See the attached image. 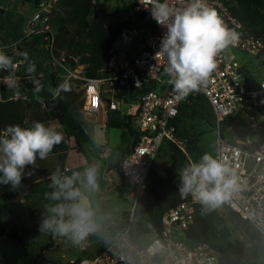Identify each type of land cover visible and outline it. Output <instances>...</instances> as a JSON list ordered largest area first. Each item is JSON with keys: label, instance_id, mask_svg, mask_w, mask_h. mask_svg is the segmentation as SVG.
<instances>
[{"label": "built area", "instance_id": "obj_1", "mask_svg": "<svg viewBox=\"0 0 264 264\" xmlns=\"http://www.w3.org/2000/svg\"><path fill=\"white\" fill-rule=\"evenodd\" d=\"M57 2L46 0L41 3L28 21L27 35L0 46V51L15 55L20 53L25 43L33 44L40 53L36 59L40 63L35 72L37 79H44L48 72L55 77L64 73L66 81L82 80L83 113L91 119L101 114L107 116L109 112H122L121 104L127 105L133 93L134 100H130L132 103L123 114L134 117V127L139 135L136 145L122 160L119 169L131 203L129 219L120 222L109 238L101 241V249L90 251L95 243L90 238L77 245L81 256L72 264H234L235 255L222 253L207 242L193 243L188 238L201 206L192 197L163 214L160 235L138 234L133 222L139 207L144 210L142 200L146 183L162 149L172 143L186 154L185 141L178 135L176 120L182 105L190 104V98L201 95L214 113V157L223 156L238 177V190L217 208L248 222L258 232L264 245V142H250V131L242 137L237 128L241 116L264 119V76L257 79L252 66L256 60L264 72V36L247 31L234 15L233 9L238 6V0H207L225 25L239 34V39L217 56V68L199 90L179 100L173 86L168 83L170 77L164 71L165 61L156 56L166 28L152 18L150 8L153 0H132L133 20L149 27L139 52L122 58L113 49L106 72L97 78H80L78 71L59 56L56 31L50 16ZM182 2L178 0V6ZM34 37H41L39 44L33 42ZM20 63H15V67ZM5 86V77L0 78V100ZM15 96L18 99L27 98V95ZM15 96L10 99H16ZM251 112L256 115H251ZM227 130L235 132L233 142L225 137ZM108 155L106 147L102 156Z\"/></svg>", "mask_w": 264, "mask_h": 264}, {"label": "rangeland", "instance_id": "obj_2", "mask_svg": "<svg viewBox=\"0 0 264 264\" xmlns=\"http://www.w3.org/2000/svg\"><path fill=\"white\" fill-rule=\"evenodd\" d=\"M93 1L95 4L94 13L98 14L108 25L111 26L128 21V25L123 32L126 36L127 54L131 57L139 52L149 27L144 23L138 24V20H133L132 0ZM35 9L36 7L33 4L27 3L25 0H0V46L27 35L28 21L31 19ZM261 13L264 15V9L261 10ZM52 22L57 26L55 18L52 19ZM22 51L23 54L12 55L16 60L20 59L18 62H21L18 67L13 69V71H16L15 78L19 85V94H17L16 90L9 89L7 86L3 87V90L6 88L4 92L10 97H14L15 94L25 97L24 95L29 93L30 95L27 98L22 99L27 101L29 106L23 127L31 126L34 121L50 124L62 132L63 138L68 139L70 150L59 155L47 156L45 159L38 157L35 165L26 167L22 181L30 184L27 194L22 193L18 189L15 191L10 190L11 185H0V225L17 233H25L31 230L40 233L39 237L28 243L27 260L37 256L41 247L50 244L51 248L45 252L47 261L44 264H72L74 260L81 256L77 245L67 237H56L51 233L44 234L39 231V225L47 214L48 206L59 202L50 199L49 194L53 191L50 187L51 180L44 182L42 186L36 183L40 178L38 170L46 169L50 174L59 170L61 174L70 176L74 172L82 173L87 167H96L98 189L90 193L89 198L91 207L96 213L95 221L99 226V230L87 237L95 242L90 248V251L94 252L101 249V241L107 240L120 222H125L130 217L132 211L131 203L127 189L121 182V176L116 164L122 154H119L117 150L118 144L122 143L129 149L133 145L134 136L127 130L108 127L109 114L107 116L101 114L98 118L91 119L83 113V108L80 109V104L83 101V81L80 79L67 81L71 87L75 88V92L78 95L77 109L64 113L61 106H56L54 108L56 116L52 118L47 103L56 97H53L50 89H54L65 82L66 77L64 73H61L56 80H51L50 77L46 76L42 80V91L34 93L31 77L35 76V73H28L27 67L30 63H35L36 67H38L36 59L40 53L39 51H33L28 45H25ZM27 56L30 57L31 61L23 59ZM252 66L256 70L257 79L262 78L264 72L260 62L254 60ZM75 70L78 71L77 75L80 78H86L84 65H78ZM15 98L18 99L16 96ZM127 102V105L121 104L122 112L120 116H125L123 114L124 110L132 103L131 101ZM57 114L61 116L60 120ZM71 115H74L77 125H79L78 122L83 123L82 128L86 129L85 134L89 136L83 138L82 147L77 146L71 129L63 122L66 117L73 118ZM240 115L248 114L241 113ZM253 125L256 127L253 128ZM89 126L93 127L92 136H90L91 130ZM237 126L239 129L250 131V142L255 144L264 142V119L255 117L251 119L241 116ZM185 127L187 135L184 148L190 162L199 161L205 153L215 156L216 133L213 127L199 119L188 121ZM235 136L234 131L227 130L225 134V137L232 142ZM106 147H108V157L102 156V151ZM79 159L82 160L79 161ZM166 165H168V147H165L160 152L151 173L163 174ZM29 173L31 174L29 175ZM133 222L134 227H137L138 224L147 225L148 223L146 214L140 207ZM220 227L229 230L232 240L248 243L246 236L228 218H224L223 222L220 223ZM234 264L245 263L236 258Z\"/></svg>", "mask_w": 264, "mask_h": 264}, {"label": "clouds", "instance_id": "obj_3", "mask_svg": "<svg viewBox=\"0 0 264 264\" xmlns=\"http://www.w3.org/2000/svg\"><path fill=\"white\" fill-rule=\"evenodd\" d=\"M152 18L166 28L156 53L162 58L165 73L170 77L176 99L187 98L199 90L217 68V56L236 44L239 34L228 28L215 8L207 0H153ZM11 57L0 51V70L14 69ZM27 72H36L30 63ZM34 93H40L43 84L31 77ZM9 89L19 94L14 72L5 77ZM67 81L50 89L53 97L70 91ZM63 139L57 128L42 121L31 126L8 125L0 129V185H11L15 191L22 183L25 169L35 165L37 158L45 159ZM31 173H29L30 175ZM179 192L182 197H192L206 210L214 209L228 201L238 190V177L223 156L205 153L199 161L190 162L180 170ZM53 191L50 199L59 203L48 206L39 231L56 237H67L76 245L99 230L89 194L98 189L97 169L87 167L82 173L63 175L57 170L50 176Z\"/></svg>", "mask_w": 264, "mask_h": 264}, {"label": "trees", "instance_id": "obj_4", "mask_svg": "<svg viewBox=\"0 0 264 264\" xmlns=\"http://www.w3.org/2000/svg\"><path fill=\"white\" fill-rule=\"evenodd\" d=\"M25 1L38 8L46 0ZM262 9H264V0H238V6L233 9V13L247 31L256 36H264ZM94 11L95 4L93 0H58L50 14L51 22L53 18L57 22V26L53 22L52 24L56 31V45L59 56L63 55L65 61L74 69L78 65H84L86 78H97L106 72L114 44L128 25V21H124L110 26ZM40 40L41 37H34L33 42L39 44ZM25 45H28L33 51H39L33 44L25 43ZM22 49L21 54H23ZM8 56L12 58L14 64L20 60H16L12 55ZM23 59L31 61L28 56ZM36 62L40 66L38 60ZM12 72L16 74L13 69L0 70V78L7 77ZM46 76L50 77L51 80L57 78L48 72L45 73ZM39 80L43 84V79ZM5 89L2 91L3 98L0 100V129L15 124H20L23 127L29 110L28 103L22 99H10V96L5 94ZM70 89V91L61 93L59 97L47 103L52 118L56 116L54 113L56 106H61L64 113L77 109L78 95L74 87L70 86ZM26 95L30 94L26 93ZM134 97L135 95L131 93L128 100H134ZM83 104L84 101L80 104V109L83 108ZM120 113L109 112L107 126L129 131L134 136V142L131 148L122 149V154L116 164L118 172L122 160L136 145L139 137L134 127V117L120 116ZM250 114L256 115L254 112ZM71 116L73 118L66 117L63 122L71 129L77 146L82 147L83 138L88 136L85 134L86 129L82 128L83 123L81 122H78L79 125H77L74 115ZM196 119L214 127L213 110L202 95L190 98V104L184 103L180 108L176 127L182 140H186V123ZM89 128L91 130L90 136H92L93 127L89 126ZM167 147L168 165H166L163 174L150 173L148 177L145 195L142 200L148 223L147 225L138 224L135 227L138 234L160 235L163 214L191 197L190 195L182 197L179 192L180 170L186 167L190 160L178 146L169 143ZM69 150L68 139L63 138L48 156ZM38 175L40 178L51 176L46 169H39ZM224 218H228L231 223L241 230L248 243L231 239L229 230L220 227V223L223 222ZM39 235L40 233L34 230L17 233L0 225V259L3 264H44L47 261L45 252L51 248L50 244L41 247L40 253L34 258L26 259L28 243L39 237ZM188 238L193 243H210L220 252L233 254L245 264H264V245L260 235L248 222L243 221L233 213H223L218 208L206 210L201 205L196 213L194 224L188 233Z\"/></svg>", "mask_w": 264, "mask_h": 264}, {"label": "water", "instance_id": "obj_5", "mask_svg": "<svg viewBox=\"0 0 264 264\" xmlns=\"http://www.w3.org/2000/svg\"><path fill=\"white\" fill-rule=\"evenodd\" d=\"M114 49L118 52L119 56L122 58H127L128 54H127V42H126V36L125 34H122L115 42L114 44ZM58 119H61V116H59V114H57ZM239 135H241L242 137H246L248 135V132L244 129H239L238 130ZM30 188V184L22 181L21 185L17 188L19 191H21L24 194H27ZM89 202L91 205V200L89 198Z\"/></svg>", "mask_w": 264, "mask_h": 264}, {"label": "crops", "instance_id": "obj_6", "mask_svg": "<svg viewBox=\"0 0 264 264\" xmlns=\"http://www.w3.org/2000/svg\"><path fill=\"white\" fill-rule=\"evenodd\" d=\"M127 146L123 145L122 143L118 144V148L117 150L119 151V154L121 153L122 149H125ZM59 155V154H58ZM52 156V155H51ZM84 156V155H83ZM85 157V156H84ZM82 159H79V161H81ZM48 180H51L50 177H43V178H39L36 183L39 184V186H42V184ZM122 182V180H121ZM0 264H3L2 260L0 259Z\"/></svg>", "mask_w": 264, "mask_h": 264}]
</instances>
